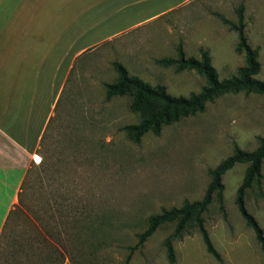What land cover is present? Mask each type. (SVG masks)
<instances>
[{
    "label": "rangeland",
    "instance_id": "374dc122",
    "mask_svg": "<svg viewBox=\"0 0 264 264\" xmlns=\"http://www.w3.org/2000/svg\"><path fill=\"white\" fill-rule=\"evenodd\" d=\"M173 1L142 8L138 15L146 19L79 53L36 152L42 163L31 162L19 184L24 216L12 215L6 231L39 222L47 238L42 253L60 259L57 253L67 250L62 264H123L149 215L199 199L208 170L234 144L249 151L264 136V97L252 92L222 94L201 111L162 125L158 134L146 132L137 143L120 129L138 115L128 109V96L105 98L103 83L116 76L112 61L149 84H163L172 95L197 92L204 84L200 74L176 72L154 59L174 56L181 42L186 55L197 57L199 49H206L219 79L235 74L243 64L242 54L234 50L236 34L216 14L235 22L239 5L247 43L257 50L255 77L264 80V0H187L146 17ZM245 167L235 163L222 174V208L213 195L201 214L221 260L205 250L194 226H186L180 236L171 237L172 264H264V249L234 202ZM260 174L259 186L245 190L244 206L264 235V158ZM174 224H160L127 264H170L163 240ZM4 252L0 264H12L4 261Z\"/></svg>",
    "mask_w": 264,
    "mask_h": 264
},
{
    "label": "crops",
    "instance_id": "0c3cea01",
    "mask_svg": "<svg viewBox=\"0 0 264 264\" xmlns=\"http://www.w3.org/2000/svg\"><path fill=\"white\" fill-rule=\"evenodd\" d=\"M160 1L0 0V229L75 58L146 19L139 11Z\"/></svg>",
    "mask_w": 264,
    "mask_h": 264
},
{
    "label": "trees",
    "instance_id": "16d2710c",
    "mask_svg": "<svg viewBox=\"0 0 264 264\" xmlns=\"http://www.w3.org/2000/svg\"><path fill=\"white\" fill-rule=\"evenodd\" d=\"M241 11L242 5H239L236 9L235 22L227 20L221 14H216L220 21L227 24L236 34L234 50L242 54L243 64L236 69L235 74L219 79L206 49H199L197 57L186 55L181 42L176 44L174 56H160L154 59V62L162 67L172 66L176 72L193 70L203 77L204 84L200 89L197 92L189 93L187 96L172 95L166 91L163 84H149L138 76L129 74L120 62L112 61L111 66L116 76L114 81L103 83L105 98L128 96V109L138 115V120L135 123L124 124L120 129L124 131L130 141L137 143L146 132L158 134L162 125L201 111L207 102H211L214 98L225 93L252 92L264 97V80L255 77L259 70L257 50L247 43L243 32L244 24ZM263 158L264 136L258 137L257 145L249 151L240 149L234 144L232 152L208 170L209 181L199 199L184 200L179 207L162 208L158 213L147 217L145 228L136 234L135 243L127 247L128 253L123 264L128 263L131 253L135 249L141 248L145 239L160 224L170 221L175 222L173 232L163 240L166 258L170 264L175 260L171 237L180 236L186 226L196 228L205 250L220 261L221 257L212 245L204 228L201 214L206 210L213 195L217 199L218 206L222 208L223 184L221 176L235 163L246 164L241 181L235 190L234 202L236 209L244 223L253 231L254 239L260 248L264 249L263 231L244 206L245 190L252 184L257 186L260 184V167ZM39 163H42L41 159ZM21 185L16 197L18 204L9 209L0 229V250L5 251L4 261H11L12 264H62L64 253L67 250L57 253L60 259L56 255L42 253V247L47 243V238L46 232L39 222H37V226L30 222L28 229L23 226L17 230L6 231L8 221L12 215L24 216L22 206H20ZM2 238H7L8 243H6V240H3V242ZM55 249L54 251H56Z\"/></svg>",
    "mask_w": 264,
    "mask_h": 264
},
{
    "label": "built area",
    "instance_id": "2783aa9c",
    "mask_svg": "<svg viewBox=\"0 0 264 264\" xmlns=\"http://www.w3.org/2000/svg\"><path fill=\"white\" fill-rule=\"evenodd\" d=\"M40 156L37 153H33L31 155V162H33L34 164H38L40 162Z\"/></svg>",
    "mask_w": 264,
    "mask_h": 264
}]
</instances>
